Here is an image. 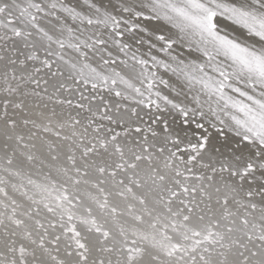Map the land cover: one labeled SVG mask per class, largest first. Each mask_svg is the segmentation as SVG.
<instances>
[{
  "label": "snow or ice",
  "instance_id": "obj_1",
  "mask_svg": "<svg viewBox=\"0 0 264 264\" xmlns=\"http://www.w3.org/2000/svg\"><path fill=\"white\" fill-rule=\"evenodd\" d=\"M0 264H264V0H0Z\"/></svg>",
  "mask_w": 264,
  "mask_h": 264
}]
</instances>
